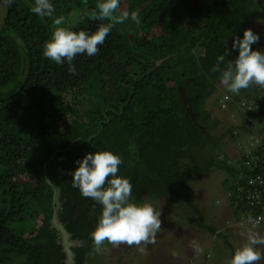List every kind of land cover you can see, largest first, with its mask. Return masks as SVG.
<instances>
[{"label":"trees","instance_id":"16d2710c","mask_svg":"<svg viewBox=\"0 0 264 264\" xmlns=\"http://www.w3.org/2000/svg\"><path fill=\"white\" fill-rule=\"evenodd\" d=\"M52 3L53 16L40 18L30 11L34 0H13L0 33V264H12L14 258L20 264H65L52 223V184L58 189L60 221L77 241L74 264L99 260L102 254L92 251L91 233L102 206L71 186L76 161L87 152L106 148L121 157L117 174L130 180L133 200L181 199L190 205L184 190L191 175L217 163L216 158L193 156L210 140L209 128L215 124L205 119L209 111L202 104L220 80L216 57L245 28L259 34L257 25L264 20V0H120L119 10L126 5L125 11L135 12L139 23L129 19L115 24L96 55L74 58L76 71L70 73L67 63L58 65L42 54L53 20L63 16L73 30L89 32L109 21L85 15L98 0ZM261 46V38L251 45ZM182 88L192 97L194 119L186 113ZM69 92L87 97L86 121H70L77 110L65 97ZM230 94L225 96L227 109L242 115L244 129L259 137L264 131V88L253 84ZM233 131L229 129L236 139ZM263 151L264 142L257 152ZM189 157L200 164H187ZM236 162L220 163L229 176L223 180L227 200L238 221L245 215L249 221L240 222L261 229L264 219L253 220L263 212L261 206L249 211L254 186L248 179L264 173L263 165L250 169L244 161ZM203 221L200 215L197 226L220 235L234 251L225 234ZM134 246L105 241L102 248L131 251Z\"/></svg>","mask_w":264,"mask_h":264},{"label":"clouds","instance_id":"9594fccd","mask_svg":"<svg viewBox=\"0 0 264 264\" xmlns=\"http://www.w3.org/2000/svg\"><path fill=\"white\" fill-rule=\"evenodd\" d=\"M2 2L10 4L13 0ZM119 5L120 0H98L96 8L85 15L88 19L107 20L109 23L100 24L92 32L73 30L72 25L65 23L63 16L55 18L51 36L43 45V56L58 65L67 63L68 71L74 73V58L79 54L89 57L96 55L98 45L103 44L115 24H122L129 19L139 23L135 12L130 14L128 11H121ZM30 11L40 18L52 17L54 5L52 0H34ZM259 39L258 33L245 28L242 36L232 38L231 49L238 51L235 61L228 59V48L216 57L215 67L220 72L219 83L227 91L239 94L242 89H248L253 84L264 88V51L251 47ZM17 43L23 45L22 40ZM121 163L118 154L105 148L85 153L76 161V167L71 172V186L78 189L81 196L91 198L102 206L91 233L92 251L97 254L101 252L105 241L112 245L151 244L161 228V213L155 210L152 203L137 202L131 198L130 180L117 174ZM261 245H264V236L249 234L246 241L234 249L228 264H256L264 259V253L259 247ZM138 250L143 252L144 248L139 247Z\"/></svg>","mask_w":264,"mask_h":264},{"label":"rangeland","instance_id":"374dc122","mask_svg":"<svg viewBox=\"0 0 264 264\" xmlns=\"http://www.w3.org/2000/svg\"><path fill=\"white\" fill-rule=\"evenodd\" d=\"M122 10H126V5ZM257 28L262 41L261 51H264V20L258 23ZM226 95L231 94L218 81L213 93L206 97L202 104V109L209 111V116L206 115L205 119L209 124H215L209 128L210 140H204L200 144L201 149L196 148L200 151L193 156L210 160L216 158L217 163L208 171L199 169L191 175L189 186L184 190L191 198V204L181 199L168 198L152 202L156 211L161 213V228L156 233L154 242L147 245L142 243L143 252L138 250L141 245L134 246L131 251L102 248V255L100 257L98 255L99 260H96L95 264H228L233 254L232 249L220 235L197 226L200 215L203 216L204 223L216 227L217 232L227 236L226 239L232 244L233 249L243 244L249 234L264 236V225L261 229L251 228L243 223L249 219L243 220L242 216L240 221L243 222L238 221L227 200L223 180L229 176L226 168L220 166V163L226 160L228 165H236V160L240 161L245 150L255 149L259 143L255 142L257 141L255 137L244 129L243 126L247 125L242 115L239 116L235 110L227 109ZM65 97L76 105L77 115L70 116V121L74 119L86 121L84 114L87 97L76 92H69ZM244 108L248 110L247 107ZM232 127L236 139L232 138L229 132ZM185 161L187 164H200L192 157ZM259 247L264 253V245ZM119 258H122L121 262L118 261ZM11 263L21 262L20 259L14 258ZM256 264H264V259Z\"/></svg>","mask_w":264,"mask_h":264},{"label":"water","instance_id":"95a60500","mask_svg":"<svg viewBox=\"0 0 264 264\" xmlns=\"http://www.w3.org/2000/svg\"><path fill=\"white\" fill-rule=\"evenodd\" d=\"M143 8V7H141ZM9 4H4L2 2V0H0V33L3 31L4 27L7 24L8 18H9ZM232 37H230V39L227 42V46L230 50V56L233 60V62L235 61V58L237 56V50H232L231 49V43H232ZM192 80H194V78H192ZM181 100L184 104V107L186 109V113L189 114L191 116L192 119L195 118V113L192 110V98L186 96L184 89H181ZM48 183L52 184L50 181H48ZM52 188H53V215H52V223L53 225L58 229L59 234H60V238L62 241V245H63V251L66 254L65 256V264H74V252L72 250V248L77 244L76 240L71 239V234L67 231V229L65 228V226L63 225V223L59 220V212L57 211V207H56V202H57V198H58V189L55 187V185L52 184Z\"/></svg>","mask_w":264,"mask_h":264},{"label":"built area","instance_id":"2783aa9c","mask_svg":"<svg viewBox=\"0 0 264 264\" xmlns=\"http://www.w3.org/2000/svg\"><path fill=\"white\" fill-rule=\"evenodd\" d=\"M255 142H258L259 144L256 145L255 149L251 150H245L244 157L241 156V160L244 161L243 164L246 165L250 169H254L260 165H263L264 170V151L263 152H257L259 145H261L262 142H264V131L263 133L255 138ZM256 150V152H255ZM248 183L251 186H254V191L250 192L251 195H248L250 199V213L253 214L254 209L257 206H261L263 210L262 213H260L256 218H253L255 223H260L264 219V173H255L253 177L248 179ZM247 216L242 215V219L244 220ZM250 219H252L250 216Z\"/></svg>","mask_w":264,"mask_h":264},{"label":"flooded vegetation","instance_id":"af4514ba","mask_svg":"<svg viewBox=\"0 0 264 264\" xmlns=\"http://www.w3.org/2000/svg\"><path fill=\"white\" fill-rule=\"evenodd\" d=\"M145 5H146V4H145ZM145 5H144V6H145ZM144 6H143V7H144ZM122 8H123V7H122ZM188 81H189V80H188ZM188 97H189V96H188ZM190 98H192V97H190ZM193 112H194V111H193ZM194 113L196 114V112H194ZM73 240H74V239H73Z\"/></svg>","mask_w":264,"mask_h":264}]
</instances>
